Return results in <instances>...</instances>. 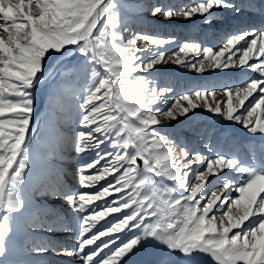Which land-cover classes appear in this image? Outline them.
I'll return each instance as SVG.
<instances>
[{"label": "snow or ice", "instance_id": "snow-or-ice-1", "mask_svg": "<svg viewBox=\"0 0 264 264\" xmlns=\"http://www.w3.org/2000/svg\"><path fill=\"white\" fill-rule=\"evenodd\" d=\"M225 11L238 22L212 29ZM145 12L199 17L223 45L171 50L177 37L135 30L131 17ZM168 63L255 75L225 86L224 100L202 87L164 108L174 88L153 74ZM200 108L264 141V0H0V264H52L48 253L78 264H264V149L222 154L209 129V158L154 130ZM73 153L93 154L76 166L79 190L61 167ZM68 212L71 248L56 239L72 230Z\"/></svg>", "mask_w": 264, "mask_h": 264}, {"label": "rangeland", "instance_id": "rangeland-1", "mask_svg": "<svg viewBox=\"0 0 264 264\" xmlns=\"http://www.w3.org/2000/svg\"><path fill=\"white\" fill-rule=\"evenodd\" d=\"M139 2L146 6L147 3H149V0H139ZM153 2H155V0H153ZM173 2L179 5L180 3H190L191 0H173ZM146 13H149V16H152L150 12H145L141 16L131 17L135 24V30H139L148 34H157L162 37H177L178 42L176 45L167 46L171 50H177L179 43L185 40L203 42L204 46L213 47L214 50H218L223 45V42H218L214 35H205V33L209 31V26L202 24L200 22L199 17H196L191 21H186L183 19L163 20L157 17H153L154 19L150 17V24H142L143 17ZM227 15L229 16L230 13L225 11L224 21L226 22L229 19ZM246 18L247 15L243 17V19L245 20ZM224 21L223 23H214L211 28L224 31ZM234 24L235 23H233L229 27L230 29L228 31L232 29ZM125 35L127 36V34ZM171 50L168 53L169 55L172 54ZM196 55L199 57V59H203L202 53H197ZM237 55H239V53ZM139 74L148 75L144 72H140ZM153 75L159 87L171 86L174 88V94H168V99L163 102L162 106L164 108H167L170 107L172 103H174V99L176 96L182 95L187 91L196 90L202 87L208 88L209 90H212L214 88L216 92V98L218 100H224L225 96L223 94V88L225 86H241L242 75L251 78L255 74L248 69H244L243 73L240 69H211L205 73H198L190 68L168 63L158 66L157 72H155ZM45 103V94L44 92H42L40 94L39 100V105L41 109L45 107ZM153 127L154 130L159 131L162 135L169 136L170 139L189 143L190 146H195L199 148L209 158H213V153L209 152L208 149L204 147L205 143H207L209 140V129L216 130V135L211 137V143L222 154L236 153L242 159L245 160L249 158L259 159L261 155V150L264 149V141H262L259 136L250 134L243 128L242 125L236 124L234 122L225 121L219 117L214 116L211 113H208L203 108L197 109L195 115L189 113V118L179 117L177 120L174 121L163 120L161 125H156ZM229 131L233 132H231L230 134ZM222 132L226 133V139L220 136V133ZM92 158L93 154L76 157L73 153L72 156L67 160H71L74 166H77V164L86 163ZM67 160L64 161L61 165L64 170V173L66 174L64 180L67 181L66 183L70 188L79 190L80 186L78 184V178L76 175V167L74 170H68L66 164ZM199 169V165H193L194 172L198 171ZM69 176L72 177L73 182L70 180ZM62 203L63 202L58 204ZM67 215L72 223V230L68 232H58L56 239L64 241L66 245L71 248L76 246V221L75 217L73 216V213L68 212ZM48 259L52 261V264H78L77 260L74 257H69L66 255L58 256L53 255L52 253H48Z\"/></svg>", "mask_w": 264, "mask_h": 264}, {"label": "bare ground", "instance_id": "bare-ground-1", "mask_svg": "<svg viewBox=\"0 0 264 264\" xmlns=\"http://www.w3.org/2000/svg\"><path fill=\"white\" fill-rule=\"evenodd\" d=\"M228 16V15H227ZM150 17H152L153 18V16H149V13H146L145 14V16L143 17V20H142V24H146V23H149L150 22ZM229 17V19L227 20V22L226 21H224V23H225V28H224V31L226 30V31H228L230 28V26L233 24V23H237L238 21H236L235 19H233L232 18V16H231V13H230V15L228 16ZM154 19V18H153ZM259 17H256V16H252V15H250V14H247V18H246V20H251V21H259ZM153 22H155V21H153ZM150 24V23H149ZM147 27V26H146ZM221 127V126H220ZM222 128V127H221ZM218 129H219V127H218ZM227 132V131H226ZM230 132V131H229ZM231 132H233V131H231ZM231 132H230V134H231ZM241 133V132H240ZM234 134V133H233ZM243 134V133H242ZM243 137V136H242ZM72 156V154H70V157ZM67 168H68V170H74L75 169V167L76 166H74V164L72 163V161L71 160H67ZM70 177V176H69ZM70 180L72 181V177H70ZM65 182H67V181H65ZM73 182V181H72ZM39 201L40 202H44L45 201V197L42 195L40 198H39ZM46 202L47 203H49V204H51V203H56V204H58V203H61L62 201H59V200H56V201H54V200H52V199H47L46 200ZM58 234V233H57Z\"/></svg>", "mask_w": 264, "mask_h": 264}]
</instances>
